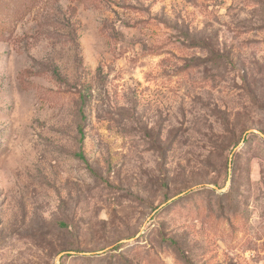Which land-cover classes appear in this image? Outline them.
Segmentation results:
<instances>
[{
	"label": "rangeland",
	"instance_id": "rangeland-1",
	"mask_svg": "<svg viewBox=\"0 0 264 264\" xmlns=\"http://www.w3.org/2000/svg\"><path fill=\"white\" fill-rule=\"evenodd\" d=\"M261 133L264 0H0V264H264Z\"/></svg>",
	"mask_w": 264,
	"mask_h": 264
},
{
	"label": "trees",
	"instance_id": "trees-1",
	"mask_svg": "<svg viewBox=\"0 0 264 264\" xmlns=\"http://www.w3.org/2000/svg\"><path fill=\"white\" fill-rule=\"evenodd\" d=\"M84 104H85V97L84 95H82V104L79 108V117H80V125H79V134H80V141H81V144H83L85 138H86V131H85V128H86V125H87V115H86V112H85V109H84ZM78 156L83 159L84 161H86V156L84 154L83 151H80L78 153Z\"/></svg>",
	"mask_w": 264,
	"mask_h": 264
},
{
	"label": "water",
	"instance_id": "water-1",
	"mask_svg": "<svg viewBox=\"0 0 264 264\" xmlns=\"http://www.w3.org/2000/svg\"><path fill=\"white\" fill-rule=\"evenodd\" d=\"M249 131L252 132V131H255V130L252 129V130H249ZM261 136L264 137V134L261 133ZM62 255H63V253H61V254L59 255V257H61Z\"/></svg>",
	"mask_w": 264,
	"mask_h": 264
}]
</instances>
